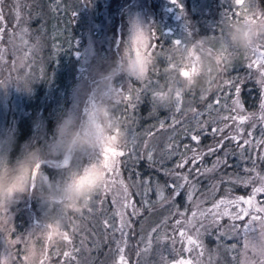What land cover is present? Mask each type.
Instances as JSON below:
<instances>
[{"label":"rangeland","instance_id":"374dc122","mask_svg":"<svg viewBox=\"0 0 264 264\" xmlns=\"http://www.w3.org/2000/svg\"><path fill=\"white\" fill-rule=\"evenodd\" d=\"M180 2L183 8H178L172 3V0H19L21 19L17 24L14 15L17 4L15 0H5L4 4L0 6L4 13V30L2 39H0V137L12 138L19 119L26 114L25 103H30L47 81L45 79L46 69L49 68L51 59H53L54 63H51H53L55 71H59L60 55H64L62 63L68 69L69 77L66 79L65 87L57 93L51 94V96L54 100L55 110L60 115L59 121L68 115H72L79 123L82 115L88 110L89 101L96 98L79 97L74 94L76 87L82 83L94 84L97 74L106 71L107 63L115 61L118 57L130 56L134 52L139 55L146 50L147 44L134 42L131 38L134 24H139L140 29L148 37V44L155 45V48L152 49L154 57H156L154 53L160 54L156 49L158 40L171 43L173 50L168 53L171 62L179 63L182 55V50L181 52L175 50L177 46L174 45L173 41L176 39L186 40V46H188L201 36H208L211 42L206 49V54L209 56L218 54L223 47H229V44L222 39L223 25L224 21L228 19L236 22L243 20L244 13L239 6L232 3L231 0H180ZM246 4L255 11H262L258 0H246ZM121 17L124 18L122 25ZM116 20V25L119 24L120 26L117 29V34L114 32L115 28L112 29V24ZM21 27H26L27 33L21 32ZM189 32L192 33L191 37H188ZM113 49L117 50V53H113ZM209 50H211V55ZM71 51L76 53L73 54V63L69 62L72 55L70 54ZM229 51L231 52L229 63L217 81H214L216 87L207 95L201 94L206 98L201 100L200 96L197 104L194 100L188 99L181 105V110L188 111L185 112V117L190 118L191 124L189 125H195L191 130L192 134L199 131L198 120L204 121L208 126L206 133L201 136H210L212 143L208 147L214 146L221 139L220 136L210 134L211 127H222L224 123H230L218 121V114H228L227 108L221 107V105H230L233 98L231 86L222 85V81L227 79L243 80L240 98L245 111L255 113L253 118L242 126L245 129L244 137L247 138L248 132H251L253 141L264 139V122L260 120V102L264 99V89L257 82L258 73L247 68L249 61L246 56H250L251 52L245 55L238 49L231 47H229ZM153 67L151 72L156 74V63ZM170 77H174V79H170ZM166 79L169 83H176L178 75L175 71H167ZM55 81L57 80L52 81L49 86L56 83ZM135 82L139 83L140 86L136 85ZM117 87L126 93L129 89H135L139 93V97L144 92H151L154 96V92L161 88L156 75L154 78L150 77V74L149 78L142 82L121 76L117 79ZM244 94H246L247 99ZM216 99H220L221 105L215 104ZM210 103L213 105L211 109L207 108ZM124 104L120 103L116 107L120 119L122 116L121 105ZM173 105L175 106V103ZM163 106L166 107L167 105ZM191 108H195L202 115L194 119L193 113L190 111ZM234 128L235 125L225 128L222 136L235 134ZM150 135L148 134V136ZM51 136L53 139L54 136ZM159 137L164 143L167 142L168 138L171 140L170 134L166 136L164 133ZM51 139L47 141V144ZM127 140H129L132 149L138 147L140 143V138H136V136L131 138L124 133L122 144L127 143ZM161 144L153 142L152 150L157 151ZM208 147L197 151L206 152ZM225 148L231 153L229 167L221 166L216 171L201 176L193 174L195 176L194 183L198 179L193 196L195 193H198V196L193 199L192 208L188 212L186 209L179 210L177 204L173 206L172 203H162V209H159V212L166 217H163L164 223L158 230L159 236L167 234L169 237L179 239L180 226L176 224L177 219L181 220L184 227L187 228L185 217L191 219V212L196 211L199 214L200 211L211 209L213 203L220 199L245 196L236 193L235 190L238 188L248 190L250 195L252 194L253 184L244 186L229 181L236 176H249V173L244 171V169L252 167L249 156L257 160L256 172L264 175V160L258 159L261 155L260 148L253 151L246 147L244 153L241 154L235 143L227 140L225 141ZM188 149H196V147L190 146ZM223 154L224 149L213 155H205L203 161L199 163H193L189 159V164L185 169H176V171L188 174V170L192 168H211L217 157L223 156ZM192 155L193 152H188L186 158H190ZM122 158H120L122 161L120 166L121 179L128 183L123 173ZM60 160L59 158L53 159L47 164L52 168H57L55 165ZM94 162V158H72L69 166L63 169L60 173L61 177L57 178L56 181L66 179L73 171H81ZM45 176L40 172L37 174L38 184L45 180ZM46 177L48 178V176ZM172 178L174 182L175 178ZM252 179L256 181L254 186L259 187L260 183L254 174H252ZM185 188H189L188 192L192 191L187 185ZM36 189L39 193L38 187ZM178 190L181 192L183 189ZM130 191L133 200L138 203L131 187ZM150 196L149 194V200ZM30 198L25 195L17 204L0 206V264H5V261L7 264H12L15 260H20L22 264H40L41 253L45 248L48 249L49 256L46 264H69L59 255L64 250H70L67 244L56 247H47L44 244L40 252L35 247L34 239L39 236L45 220L37 218L35 212L30 209ZM113 198V194L109 192L104 203L101 204L98 194H95L86 209H82L79 213H70L71 219L69 224L65 226V230H68L72 224L83 229V231L71 233L73 247L79 248V252H73L76 260L72 264H114L116 261L117 243L121 239L120 233L113 236L111 230L105 229L102 225V220L106 218L111 223L113 212L116 210V205L112 204ZM142 198L144 199V197ZM154 200L155 197L150 200L151 204H155ZM157 201H159L158 196L156 203ZM256 202H264V193L257 194ZM169 204L170 206H168ZM241 206L247 207V205ZM88 208L93 209L91 214L88 213ZM39 209L46 216L47 206L40 202ZM177 210L184 215H179ZM220 211H223V206H221ZM20 212H26L25 214L30 220V227L20 235H15L17 216ZM81 214H83V218H81ZM137 217H132V221ZM247 219L246 217L245 221ZM245 221H230L228 217H223L220 223L225 227L232 223L243 226ZM148 225V222L145 221L143 228L146 229ZM37 227H40V230ZM130 230H128L127 245H121L125 248L124 255L128 264L131 263L129 248L133 244L130 239ZM81 236L86 238L83 247L80 246ZM209 238L216 242L213 247L208 242ZM13 240H19L20 243L12 244L11 241ZM202 240L204 255L198 256L199 250L188 253L184 251V244L177 242L173 246L170 240L161 239L157 243L158 246L154 253L149 254L148 250L145 253L143 251L139 264H167L169 261L180 258H190L193 260V264H249L251 261H256V264H259L260 257L252 251L251 247L247 250L243 248L242 236H232L231 239L220 240L217 237L216 229H211L210 234L202 235ZM145 244H147L146 247L149 246L148 242H144ZM233 244H236V250H229ZM142 248L141 250H143ZM229 255L234 257V263H230L234 259H230ZM26 256L29 257L27 260L24 259Z\"/></svg>","mask_w":264,"mask_h":264},{"label":"snow or ice","instance_id":"6c2138e0","mask_svg":"<svg viewBox=\"0 0 264 264\" xmlns=\"http://www.w3.org/2000/svg\"><path fill=\"white\" fill-rule=\"evenodd\" d=\"M5 0H0V6L4 4ZM17 4V8L14 12L15 15V22L19 24L21 19V13L19 11V0H15ZM232 3L239 6L242 12L244 13L243 20L249 21L252 20L253 22L257 20L264 21V17L259 15L253 16L250 13L255 11L251 9L245 2V0H231ZM172 3L176 5L178 8H183L182 3L180 0H172ZM4 13L2 7H0V39H2V33L4 30ZM137 27V35L136 41L137 43L143 42L147 44L146 52L149 55L153 56L152 49L155 48V45L148 44V37L145 36L143 30L140 29L139 24H136ZM20 31L23 33H27L28 29L26 27H21ZM192 33H188V37H191ZM155 39V37H153ZM11 42V39H10ZM176 47L177 52H181L183 48L186 47V40H179L176 39L173 41ZM183 46V47H181ZM229 47H232L229 45ZM229 47H223L219 51V55L229 63V57L231 52L229 51ZM251 55L246 56V59L249 61L247 63V68L249 70H255L258 73V83L262 89H264V39L258 40L253 48L251 49ZM209 54L211 55V50H209ZM253 57H255L253 59ZM166 71H175L179 75H187V71L182 70L180 68L179 63L171 62L169 63L168 68ZM170 79H174V77H170ZM149 83H151L149 81ZM243 84V80H235L227 79L222 81V85L231 86L233 90V98L231 99L230 105H221L220 99L215 100L216 105H221V107H226L228 114H218V121L224 122L228 121L230 123H224L222 127L219 126H212L210 134L213 136H220L219 139L214 146L208 147L206 152L197 151L196 149H188V146L185 145V149L187 151H192L193 155L190 158H186L183 154L181 155L180 160L175 164L174 169L166 170L165 175L174 177L175 180L172 185H165L164 187L157 185L155 188L152 186L151 178H147L145 180H141L139 183L143 185L141 192L139 193L141 196L144 197L139 203L133 200L132 192L130 191V187H135V183L132 185L125 183L123 179H121V172L120 166L122 161L120 160L121 157H128V159H132L136 157L138 153L133 149H130L125 144H120L115 148L108 149L103 154V157L96 156L95 162L92 163V167L96 165H100L106 169L104 174V181L101 184L99 191L96 193L99 196V203H104V200L109 192L113 194L112 204L116 205V210L113 212L112 220L110 223L109 219H103L102 225L105 229H110L111 234L115 236L116 233H120V241L117 243V259L114 264H128V260L124 255L125 248L121 245H127V237L129 235L128 230L133 228V221L132 217H136L140 214L141 209L151 210L150 204L151 201L148 199L149 193L152 191H156L159 202L160 203H173L175 197L181 195V192L178 189H185V186H189L192 191H189L187 194V199L189 201L193 200V193L195 191V183L194 179L195 176L206 175L208 173L216 171L218 167H229V153L225 148V141H231L235 143L236 148L240 150L241 154L244 153L245 148H251L255 151L257 148H260L261 155L258 157L260 160H264V139H260L257 141H253L252 133L248 132L247 138L244 137L243 133L245 129L242 127L247 121L253 118L255 113H247L244 109V104L240 98L241 95V85ZM147 87V85H146ZM119 92L123 94V99L120 103H125L128 108H135L137 102L139 101V93L135 89H129L127 93L123 91L121 88H118ZM178 100L175 103V111H181V105L183 103V98L180 96V93H177ZM154 97L156 100L160 101L161 92L155 91ZM206 97L201 96V100H204ZM90 104L94 103V99L89 101ZM119 103V104H120ZM207 108H213V105L210 103L207 105ZM190 111L193 113V118L199 117L202 115L201 112L197 111L195 108H191ZM260 111L261 116L260 120L264 122V99L260 102ZM219 113V110H218ZM174 123H179L178 121H174ZM232 125H235L234 132L235 134L229 136H222L225 131V128H230ZM161 128L164 127L163 124L160 125ZM197 127L199 129L198 132L195 134L189 133L190 138L192 141H195L197 145H199L201 136L204 135L207 131V125L204 121L198 120ZM119 131V129H117ZM172 143H169L168 148L170 150L177 148ZM144 148L147 149V144L144 145ZM224 149L223 156H218L215 163L212 165L211 168H192L188 170V174L181 173L176 171V169H185L186 166L189 164V159L193 163H199L203 161L205 155H213L217 152H220ZM170 155L173 154L171 151ZM141 159H146L148 161L153 160V154L151 150H148L146 154ZM72 158H64L60 160L55 166L59 168H67L69 166L70 160ZM251 160L252 167L244 169L245 172L249 173V176L242 177L236 176L230 179L229 182L232 183H239L244 186L248 184H253L252 194L249 195L247 198L245 196H239L235 198H224L220 199L217 202L213 203V207L211 209H207L204 211H200L199 214L196 211L191 212V219L185 217V223L187 228L184 227L181 220L177 219L176 224L180 226V230L178 232L177 237H169L167 234L164 236H157L156 240L159 242L161 239L170 240L173 246L177 242L184 244V251L188 253H192L195 250L198 251V256L204 255V245L202 240L203 234H210L211 229H216L217 237L220 240L224 239H231L232 236L241 237L244 241L243 248L245 250L251 247L252 251L260 257L259 264H264V202H256L257 194L264 193V175H260V173L256 172L257 167V160ZM128 160H124L123 163H127ZM51 163V162H49ZM39 171V165L37 166ZM85 171H88V168H84ZM195 174V176H193ZM252 174L258 178V182L260 183L259 187L254 186L255 182L252 179ZM192 177V178H190ZM170 188L171 191L166 196L165 195V188ZM241 205H247V207H242ZM153 207L155 205H152ZM221 206H223V211H220ZM199 207V205H197ZM130 209V211H129ZM232 209V210H230ZM234 210V211H233ZM93 211L92 208H88V213L91 214ZM178 212V210H177ZM179 215H184L183 213H179ZM223 217H228L230 221H245V218L248 219L244 222L243 226L238 223H232L230 226L225 227L223 224L220 223ZM81 218H83V214H81ZM40 230V227H37ZM258 230V231H257ZM83 229L76 225L72 224L68 230H65L64 237L67 240V245L69 246L70 250H64L59 253L64 260H67L69 264H72L73 261L76 260V256L73 255V252H79V248L73 247V236L71 233L80 232ZM152 232H157V228H153ZM255 234V235H254ZM86 242V238L81 236L80 238V246L83 247L84 243ZM12 244L20 243L19 240L11 241ZM152 238H148L149 247L151 246ZM148 249H145L147 251ZM229 250H236V244L230 246ZM42 259L40 260V264H46V261L49 259L48 256V249L45 248L42 253ZM29 257H25L24 259L27 260ZM163 259V257H161ZM7 264V261H5ZM167 264H193L192 259H175L173 261L167 262ZM249 264H256V261H251Z\"/></svg>","mask_w":264,"mask_h":264},{"label":"clouds","instance_id":"9594fccd","mask_svg":"<svg viewBox=\"0 0 264 264\" xmlns=\"http://www.w3.org/2000/svg\"><path fill=\"white\" fill-rule=\"evenodd\" d=\"M250 14L264 17V11H253ZM136 35L137 27L134 24L131 35L134 42H137ZM222 39L247 55L258 40L264 39V21L225 20ZM210 42L208 36H201L182 49L179 65L187 71V75H180L179 84L161 85L162 104L176 103L178 92L182 96L185 91L194 89L207 95L216 87L214 81L226 70L228 63L219 53L211 56L206 54ZM155 63V57L146 51L139 55L134 52L110 62L106 71L97 74L94 84L82 83L74 90V94L79 97L96 98L79 123L72 115L66 116L56 124L54 138L46 146H22L14 162H10V152L15 139L0 137V206L19 203L38 187L40 202L47 206V218L39 235L47 247L67 244L64 232L71 219L70 213H79L89 206L104 181L106 169L100 165L92 167L91 164L85 167L88 171H73L66 179L56 182L49 181L45 176V180L39 184L37 174L50 160L68 157L102 158L106 150L120 145L124 132L116 107L123 99V94L118 90L117 79L124 76L145 81Z\"/></svg>","mask_w":264,"mask_h":264},{"label":"trees","instance_id":"16d2710c","mask_svg":"<svg viewBox=\"0 0 264 264\" xmlns=\"http://www.w3.org/2000/svg\"><path fill=\"white\" fill-rule=\"evenodd\" d=\"M258 2L261 10L264 11V0H258ZM123 21L124 18L121 17V25ZM116 22L117 20L112 24V29L115 28V30H113L117 34V29H119L120 26L119 24L116 25ZM166 32H169V30H166ZM156 49L160 53H154V55H156L155 59L157 72L156 74L150 72V77L155 78L156 75L158 84L161 87L162 84L169 83L166 79V69L171 62L168 53L173 50V46L169 42L158 40ZM112 52L117 53V50L113 49ZM70 54H72L71 58L68 59L70 63H73V54L76 53H72L71 51ZM60 56L61 59L60 69H58L59 71H55L53 66L54 62L53 59H51L49 68L46 69L47 74L45 79L47 80V83L45 82L43 88H41V90L39 91V94H37L35 98L33 97L30 103H25L26 114L19 119L16 131L12 136V138L15 139V144L10 152V162L15 161V159L21 152L22 146H46L47 141L51 139V135H53L54 128L59 122L60 115L55 110L56 108L51 94H55L60 89L64 88L66 79L69 77V71L66 68V65L62 63L64 55ZM109 64L110 63H107V68ZM53 74H55V76H53ZM177 75L178 79L176 83L179 84L180 75L178 73ZM54 80H57L55 81L56 83H53L49 86V84ZM135 83L136 85L140 86L139 83ZM48 94H50V96H48ZM201 94L202 93L199 90L189 89L182 95L183 102L187 101L188 99H192L194 100L195 104H197L198 98L201 96ZM244 95L247 99L246 94ZM160 104L162 103L158 102V100L155 99L151 92H144L143 94H141L135 108H128L125 104L123 106L121 105V127L123 132L125 134H128V136L131 138H134L135 136L136 138H140L138 147H135V149H133L138 153V155L136 157H133L132 159H128L127 156L122 158L123 161L128 160L126 164L123 163V173L126 181L130 185L135 183V187H131V189L138 203L139 201H141V199H143V196L139 194L143 188V185L139 183L141 180L151 178L153 188H155L157 185L162 187H164L166 184L172 185L173 178L171 176L165 175V171L173 169L175 164L180 160L182 154L187 157V153L192 152L186 151L184 146L187 145L188 148L190 146H194L196 147V150H201L207 148L212 143V140L208 135L201 137L199 145H197V143L194 141V143H191L189 133H191V130H193L195 125L192 124L194 127L189 125L191 124V121L189 120L190 118L185 117V112L187 113L188 111H175V106L173 105V103L162 105ZM163 105H167V108ZM174 121H178L179 123H174ZM161 124L164 125L163 128L160 127ZM164 133L166 136H168L169 134L171 135V140L168 138L166 143L161 142L162 139H160L159 137ZM148 134L151 135L148 136ZM158 137L159 139H156ZM153 142L164 144L159 145L157 151L154 152L152 150ZM169 143H172L179 147L170 150L168 148ZM144 144H147V149L144 148ZM126 145L128 148L131 147L132 149L129 140H127ZM148 150L152 151V161L139 158L144 156ZM170 151L173 154L170 155ZM63 169L64 168L59 167L52 168L47 163H45L42 170H40V173L48 176L51 182H56V179L61 177L60 173L63 171ZM197 181L198 179L195 180V184ZM188 189L189 188L183 189L181 191V195L174 199V202L172 203L173 206H175L174 204H177L178 209L181 211L183 209H186L188 212L192 208L194 202V200L188 201L187 199ZM170 191L171 189L166 187L165 195L167 196ZM235 191L236 193L243 194L245 196L250 195V192L248 190H243L241 188H238ZM149 194L151 195L150 200L155 197V204H151L149 206L151 210L142 209V212L133 221V228L130 230V239L133 242V244L129 248L131 259L130 264H139L143 256V251L145 253V249H148L147 252H149V254H152L156 251V247L158 246V242L156 240V237L158 236V230H160L162 224L164 223L163 217H166L161 212H159V209H162L161 206L163 204L159 201H157L156 203V199L158 196L156 191H152ZM31 195V198L30 195H27L30 198V209L35 212V216L37 218H39L40 220H45L47 217L44 216L39 209L40 199L37 189H34ZM197 196L198 193H195L193 199ZM170 204L168 206H170ZM152 205L155 206L153 207ZM25 213L26 212H20L17 216L16 231L14 233L15 235H20L30 227V220L27 218ZM145 221L149 224L146 229L143 228ZM153 228H157V232H152ZM149 237L152 238V243L150 247H146L147 244L144 245V242H148ZM213 238L216 239V237ZM208 242L212 247L216 244V242H214V240L210 238L208 239ZM44 244L45 243L40 238V235L35 237L34 245L39 252L43 249ZM141 248L143 250H141ZM229 257L230 259H234V257H231V255H229ZM234 262L235 259L230 263ZM12 264H22V262L20 260H15Z\"/></svg>","mask_w":264,"mask_h":264}]
</instances>
